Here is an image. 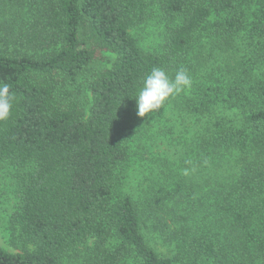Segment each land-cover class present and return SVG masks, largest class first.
I'll return each mask as SVG.
<instances>
[{
  "label": "trees",
  "instance_id": "obj_1",
  "mask_svg": "<svg viewBox=\"0 0 264 264\" xmlns=\"http://www.w3.org/2000/svg\"><path fill=\"white\" fill-rule=\"evenodd\" d=\"M157 67L192 86L139 117ZM0 84V160L31 168L0 264H264V0H0Z\"/></svg>",
  "mask_w": 264,
  "mask_h": 264
},
{
  "label": "rangeland",
  "instance_id": "obj_2",
  "mask_svg": "<svg viewBox=\"0 0 264 264\" xmlns=\"http://www.w3.org/2000/svg\"><path fill=\"white\" fill-rule=\"evenodd\" d=\"M155 1V0H153ZM151 12L147 24L139 30L142 45L149 50L156 48L163 43L162 32L164 29L163 23L160 21V14L157 8ZM243 45V44H242ZM244 48V45H243ZM106 62H100V67L105 66ZM161 141V140H159ZM164 144L160 143L158 148H154L155 156L163 152ZM155 163L152 159L146 160L141 164L133 163L126 174V181L123 185V190L132 195L136 190L142 189L143 178L146 174L148 177H153ZM31 168H22L14 163L0 160V249H5L9 252H17L12 246V234L14 229L12 226V216L19 208L20 201V177ZM142 184V185H140ZM136 195H139L135 193ZM67 264H71L67 262Z\"/></svg>",
  "mask_w": 264,
  "mask_h": 264
},
{
  "label": "clouds",
  "instance_id": "obj_3",
  "mask_svg": "<svg viewBox=\"0 0 264 264\" xmlns=\"http://www.w3.org/2000/svg\"><path fill=\"white\" fill-rule=\"evenodd\" d=\"M192 79L186 70L176 72L174 78L162 68H153L144 77L142 86L136 96L137 115L139 117L149 116L163 108L170 98L190 89ZM15 97L11 93L9 85L0 84V121L9 119Z\"/></svg>",
  "mask_w": 264,
  "mask_h": 264
}]
</instances>
